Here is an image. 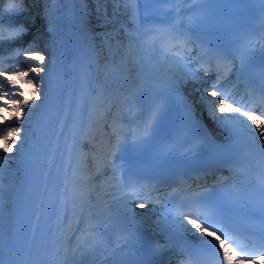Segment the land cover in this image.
<instances>
[{
	"label": "snow or ice",
	"instance_id": "snow-or-ice-1",
	"mask_svg": "<svg viewBox=\"0 0 264 264\" xmlns=\"http://www.w3.org/2000/svg\"><path fill=\"white\" fill-rule=\"evenodd\" d=\"M177 2L190 3V0H171V3ZM133 3L137 5L135 11L139 13L140 3L150 5L157 3V0H96L97 19L101 25L108 28L106 20L111 21L114 16H119L121 11L131 15L133 9L128 5ZM109 4L113 5L111 14L108 10ZM121 4L125 5L123 10L119 7ZM100 5H103V8ZM20 10L15 5L9 9L15 12ZM137 18L139 19V16ZM131 26L130 22L129 27ZM142 26L141 24L140 27ZM182 26L181 24L180 27ZM27 33L28 29L22 25L5 27L4 22L0 21V170L3 171L9 170L12 164L22 157L28 147L29 138L33 142L36 141L38 126L34 122L35 117L48 98L46 88L50 79L52 57L40 49L35 37L26 45L16 46V41ZM190 33V29L186 33L174 24L150 29L149 32L138 31L137 35H131L123 28L111 26V30L106 31L101 39L104 47L109 50L127 48L129 52L138 54L135 61L129 60L126 65L121 64L119 73L116 74L117 79H133L134 83L144 81L151 86L148 82L156 77L151 73L146 76L145 72L154 59L151 55L153 50L163 53L165 62L173 65L169 70L170 75L161 83L163 89L170 94L181 93L189 83L199 82L200 72H203L205 77L214 75V80L208 83L200 96V103L208 118L217 126L226 129L234 142L246 143L264 154V68L260 73L259 89L251 86L253 81L244 75L245 68L252 60L256 44L244 49L225 51L215 50L201 43L194 51L196 40ZM259 47L264 53V42ZM221 65L226 66V70H221ZM230 75L235 77L236 83H233ZM240 87L244 89L245 94L237 99ZM183 99V115L185 119H191L195 115V104L190 103L187 96ZM131 103L136 101L133 100ZM226 107L231 111L226 112ZM157 120L158 109L143 128L141 135L131 132L127 134L110 132L104 169L105 173L114 175L118 183L110 185L109 194L118 189L123 195H113L112 200H104L100 204L103 210L96 214V219L100 221L97 228H103L106 222L111 227L112 224L126 218L129 214L126 212L129 203L140 195L137 189L143 190L140 178L132 174L126 175L123 172V165L117 161L120 160L118 157L121 153L127 150L129 136L131 135L133 143L146 140ZM123 122L121 119V124ZM27 164L28 160L24 159L22 165ZM118 172L120 174L116 176ZM68 174L72 175L71 165ZM226 184V180H220L212 185H201V191L179 201L165 200L161 211L163 225L159 228V234L166 237L165 247L177 250L181 255L189 254V259L187 261L181 259L179 264H193V254L202 256L209 252L215 255L218 264L258 262L264 264V183L258 188V205L245 196L243 188L238 192L226 194L224 192ZM65 190L67 191V187ZM180 191L183 192L184 189L181 188ZM159 200L157 197L156 202ZM3 201L4 199H0V209L6 207ZM151 202V200L140 202L136 206L143 209ZM105 204L108 205L106 209ZM185 208L188 211L182 210ZM240 221H259V227L249 228ZM118 226L123 233V246L127 247L136 239V235L129 231L126 224L119 223ZM189 236L196 237L198 243H190ZM17 243V240L11 237V216L8 215L0 234V247L8 253H13ZM88 243L89 239L86 238L82 244L71 249L72 256L79 254L83 257L88 250ZM26 246V256L24 248L21 264H29L33 250H36L35 233L30 242L27 240ZM61 254L65 256L67 264L68 252L62 253L61 250H57L56 255ZM0 264L3 262L0 261Z\"/></svg>",
	"mask_w": 264,
	"mask_h": 264
},
{
	"label": "bare ground",
	"instance_id": "bare-ground-1",
	"mask_svg": "<svg viewBox=\"0 0 264 264\" xmlns=\"http://www.w3.org/2000/svg\"><path fill=\"white\" fill-rule=\"evenodd\" d=\"M93 1L28 0L25 4L26 8L22 12L25 15L21 17L31 19L32 22L39 20V23L44 27V29L42 28L44 34L50 35L51 41L49 40V42L52 44L51 50H53L50 54L52 57L50 79L47 81L46 88L48 98L40 108L41 113L40 110L38 111L37 115H40L37 120L34 121L38 126L36 141L33 142L29 138L28 147L25 150L33 146L40 149L49 135L51 138L50 151H52L58 147L57 140L60 141V136L70 124L73 141L69 148V161L75 162V171L77 172L80 170L81 161L87 159V138L93 124V114H95L98 104L104 102L102 95H94L88 89L89 83L94 80L100 89V94L108 87V84L100 83L93 68L98 67L102 74L112 71V68L107 67L105 63L106 48L101 39L106 27L98 21ZM30 6L32 8H29ZM106 23L109 24L108 30L111 21L106 20ZM40 49L47 53L46 49H42V47ZM79 83L83 85V88L78 90ZM193 86L197 85L193 84ZM76 93H78V108L75 116H72L71 110ZM87 100H91L90 104H87ZM217 128L219 127L216 126ZM82 144L83 153L80 150ZM14 171H21L22 178L20 180L15 177L16 172ZM31 173L30 166L22 165V160L18 158L11 167V173L6 176L10 186L9 190H4V192L7 194L6 197L10 198L5 201L7 208L11 210L9 213L11 223L18 220L25 205V200L18 195V191L24 183H28ZM7 208L0 216V234L3 232L5 221H7L8 215H5ZM126 212L142 213L141 208L130 205ZM16 231V228H11V236ZM58 235L61 236L60 233ZM4 252L5 250L0 247V261L2 262L4 261Z\"/></svg>",
	"mask_w": 264,
	"mask_h": 264
},
{
	"label": "rangeland",
	"instance_id": "rangeland-1",
	"mask_svg": "<svg viewBox=\"0 0 264 264\" xmlns=\"http://www.w3.org/2000/svg\"><path fill=\"white\" fill-rule=\"evenodd\" d=\"M12 166H13V164H12ZM10 173H11V168L7 171L0 170V188H3V183L5 182L3 178L8 176Z\"/></svg>",
	"mask_w": 264,
	"mask_h": 264
}]
</instances>
